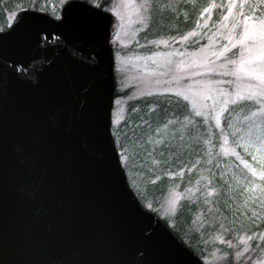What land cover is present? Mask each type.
<instances>
[{"label":"water","instance_id":"95a60500","mask_svg":"<svg viewBox=\"0 0 264 264\" xmlns=\"http://www.w3.org/2000/svg\"><path fill=\"white\" fill-rule=\"evenodd\" d=\"M60 11L22 9L0 30V264H205L125 177L112 15Z\"/></svg>","mask_w":264,"mask_h":264},{"label":"trees","instance_id":"16d2710c","mask_svg":"<svg viewBox=\"0 0 264 264\" xmlns=\"http://www.w3.org/2000/svg\"><path fill=\"white\" fill-rule=\"evenodd\" d=\"M9 1L14 0H0V30L6 29L10 23L6 13L10 9ZM42 1L46 2L43 7ZM49 1L52 0H36L33 7H28L50 12ZM101 1L105 4L110 0ZM171 1L170 7H155L156 13L150 25L152 29L147 28L144 36L161 32L165 36L184 35L198 27L205 9L211 14L209 25L216 26L227 12L229 3V0ZM213 4L216 7H211ZM253 9L257 15L264 14V5L259 0H248L242 10L251 15ZM118 95L115 89L114 96ZM254 103L241 101L243 108L228 105L217 127L213 121L196 116L189 103L173 93L144 95L130 103L128 119L134 122L133 127H122L119 133H113L116 136L114 140H120L119 145L125 143L131 147L133 168L141 173L149 169L153 171L148 179L149 185H144L152 198L157 200L175 183L181 189L194 184L200 186L196 194L180 201L177 211L172 214L175 228L171 229L182 240L187 238L189 241H184L199 257L213 246L225 249L227 254L220 264H253L264 260V249L259 247V237L264 235V208L260 205V198L264 196L260 189L264 188V182L258 177L253 178L241 163L242 158L259 169V158L254 161V150L245 151L242 146L237 147L243 134L237 129L243 128L241 121L244 115L250 114L249 107L256 110L252 107ZM142 133L146 135L143 139L139 136ZM149 135L155 139L151 140ZM224 139L233 146L240 159L232 153H222ZM119 145L116 147L121 157L124 152ZM170 172L175 174L174 177L168 175ZM251 179L256 181L254 191L248 190L254 187L248 183ZM157 202L155 204H160ZM254 212L258 213L256 217H253ZM217 235L224 241L218 244L214 239ZM242 236H252L253 239L248 240L243 253L236 256L239 247L231 249L228 242L237 243Z\"/></svg>","mask_w":264,"mask_h":264},{"label":"rangeland","instance_id":"374dc122","mask_svg":"<svg viewBox=\"0 0 264 264\" xmlns=\"http://www.w3.org/2000/svg\"><path fill=\"white\" fill-rule=\"evenodd\" d=\"M31 4L24 2V0L9 1V8L7 18L11 22L18 11L28 6L33 7L36 0H30ZM69 0H52L49 1V14L59 17L60 8L63 3ZM90 5L100 7L111 13L113 26L111 28V44L114 51V72L115 83L118 96H114L113 108L111 110L112 120V136L116 137L114 131L120 132L122 127H133V121L128 119V110L130 103L141 96L150 95L155 93H175L178 89L187 88L196 80L206 79H221L216 73H208L204 69H199L203 75L197 76L194 74L196 70L191 68H185L183 71H177V65L181 61L188 62L193 58L198 57L201 54V49H204L206 53L210 55L212 51H218L219 48L227 43L225 36L228 32V28L231 27V17L229 20H223L225 15L221 18L216 26L209 25L211 14L208 11L203 13V17L197 28L190 30L181 36H165L163 32L158 34H149L144 36V32L149 28L154 19L156 13V6L164 9L167 5L170 7L171 0H148L149 7L147 9H141L139 15L136 14L134 8L125 7L128 0H110L109 3L101 4V0H86ZM145 0H133L134 4H142ZM240 5L241 0H236V3ZM46 5L45 1H42V7ZM238 5V6H239ZM233 9L234 13H238L241 9L238 7ZM41 7V6H40ZM29 8V7H28ZM242 19V18H241ZM227 25L228 27H224ZM195 33L194 35H189ZM187 36V39L183 37ZM211 40V44L209 41ZM197 45V46H196ZM235 51V50H234ZM215 59V57H211ZM223 79H232L231 77H224ZM223 87L229 88L230 86L224 85ZM182 99V98H181ZM189 103V102H188ZM208 103H211L209 101ZM190 108L191 104L189 103ZM230 105V104H228ZM227 105V106H228ZM192 109V108H191ZM133 110H136L135 108ZM220 113V119L221 115ZM214 114L205 112L201 117L207 118L214 123L216 120L213 118ZM221 124V121H220ZM131 127V128H132ZM164 131V130H163ZM143 139L146 135L142 133L139 135ZM149 138L155 139L153 135H149ZM120 141V140H119ZM119 141L115 139V145H119ZM222 153H225V149H228V153H232L230 150L234 149L233 146L225 139L222 141ZM123 149L119 158L123 168L125 169L126 179L130 188L134 191L137 199L140 200L143 206L148 208L157 214L162 220L175 228L174 219L172 214L177 211L178 204L188 196H193L199 190L200 186L194 184L185 189H181L177 183L169 186L165 194H161L157 200L147 194V188L149 185L148 179L153 173L150 169L143 173L133 168L132 157H130L131 147L125 143L120 144ZM119 145V146H120ZM120 152V153H121ZM242 159V158H241ZM157 170L155 171V173ZM169 176L174 177V173H168ZM160 202V204H155ZM173 201L175 203L173 204ZM185 241L187 238L183 237ZM219 244L224 241V238L220 235L214 238ZM248 237L242 236L238 239L237 243L231 242V249L233 247H239V251L236 253H243L245 250ZM229 246V243H228ZM227 252L218 246H213L211 250L206 251L204 255L200 256L205 264H220ZM239 254H236V256ZM257 260L253 264H257Z\"/></svg>","mask_w":264,"mask_h":264},{"label":"snow or ice","instance_id":"6c2138e0","mask_svg":"<svg viewBox=\"0 0 264 264\" xmlns=\"http://www.w3.org/2000/svg\"><path fill=\"white\" fill-rule=\"evenodd\" d=\"M247 3L248 0H241L239 5L241 10L234 13L233 9L237 8L236 0H229L227 4L228 15H225L223 20L227 21L231 17V27L228 28L225 36L227 43L223 44L218 51H212L209 55L204 49H201V54L198 57L188 62L181 61L177 65V71L191 68L196 70L195 75L200 76L203 73L199 69H204L206 72H214L222 78L196 80L187 88L178 89L174 95L182 98L183 101L189 102L196 116H202L206 111L214 114L213 118L216 120L217 127L220 125V113L226 110L228 104L239 105L243 108V105H240L241 101H254L252 107H256V110L252 111L249 107L250 114L244 115L241 121L243 128L237 129V131L243 133L237 147L242 146L245 151L254 150L252 159L255 161L259 158V169L252 167L246 160L241 159V163L253 178L258 177L260 181L264 182V14L257 15L254 9L251 15L246 14L242 9ZM259 3L264 5V0H259ZM124 6L134 8L137 15H139L141 9L149 7L148 0L138 5L134 4L133 0H128V3ZM211 7H216V5L213 4ZM77 8L81 9L86 16L96 15L84 5L68 3L66 16ZM205 11H208V9H205ZM23 22L21 18L17 22V27H20ZM224 27L227 28L228 26L224 25ZM194 34L190 33L189 35ZM183 39L186 40L187 36ZM209 43L211 44V40ZM211 57H215V59H211ZM224 77H231L232 79H223ZM224 85L230 86L231 90L223 87ZM3 95L4 89L0 87V97ZM209 101L211 103H208ZM177 106H179V102ZM169 123H172V121H169ZM102 129L103 137L107 138V126L105 125ZM221 135H223V130H221ZM225 143H227V139H225ZM228 151V149H225V154ZM230 151L240 159L239 154L234 149ZM117 168H119V161L117 162ZM248 183L254 186L248 190L254 191L255 179L248 180ZM260 191L264 193V188H261ZM174 203L175 201H173ZM260 205L264 208V196L260 198ZM136 211L139 212V209H136ZM257 215L258 213H253V217ZM252 239V236L248 237V240ZM259 239L261 241L259 247L264 249V235H261ZM228 243L229 247H232L231 242ZM177 250L183 254V249L179 245H177ZM141 255H143V252H141ZM169 264H173V262H169ZM257 264H264V261H258Z\"/></svg>","mask_w":264,"mask_h":264}]
</instances>
